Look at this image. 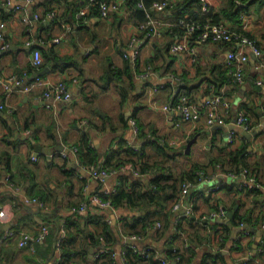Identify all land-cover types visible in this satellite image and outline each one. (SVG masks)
Here are the masks:
<instances>
[{
  "label": "crops",
  "instance_id": "obj_1",
  "mask_svg": "<svg viewBox=\"0 0 264 264\" xmlns=\"http://www.w3.org/2000/svg\"><path fill=\"white\" fill-rule=\"evenodd\" d=\"M76 1L36 0L30 6L32 15L49 9L58 12L55 20L44 25L37 19L25 24L21 15L14 11L6 15V34L11 45L8 51L0 53L1 77L20 74L32 64V49L25 43L30 35L42 38L38 41L40 45H46L45 36L49 35L48 44L54 43L59 54L71 56L76 63L85 61L81 67L72 65L64 70H55L52 64L43 67H49L46 78L65 79L73 92L70 100L56 103L52 108L46 106L41 87L29 92L16 89L7 93L0 84V206L5 205L10 213L0 228V264H57L61 258L58 244L61 248L66 236L68 241L73 236L76 238L67 244L74 258L70 264H108L109 256H100V260L96 257L101 250L102 254L110 255L109 264H127V245L143 259L139 264H146L150 257L154 261L152 264H163L162 258L170 264H201L207 253L219 252L222 255L214 262L208 259L209 264H232L250 250L251 264H255L253 257L264 261V229L261 228L264 222V67L256 66L255 56L239 42H234L235 46L248 54L243 63L244 78L240 82L230 81L227 74L225 53L232 42L197 43L195 60L186 54H171L167 48L180 35L179 29L177 32L175 26L169 25L175 20L174 15L170 11H154L158 22L156 33L142 46L133 80H130L126 73L116 70L125 66L122 47L136 31V16L126 13H115L110 18L89 15L80 25L68 28L64 24H75ZM209 1L213 13L229 2ZM233 1L238 13L235 17L223 15L221 20L236 33H250L251 36H247L264 52V3ZM73 10L74 15L71 14ZM60 34L62 40L53 42ZM110 68L114 70L107 82L101 76L105 77ZM144 72L149 73L146 79L137 78V74ZM171 74L179 81L171 80ZM258 78L262 83L256 81ZM128 82L133 89L122 103L120 87ZM179 82L200 108V117L194 121H186L178 109L162 108L172 102L180 89ZM154 87L156 90L152 92ZM218 93L229 102L230 114L226 116V123L208 125L203 101ZM4 102L13 105L15 110L11 112L7 105L1 107ZM238 110L247 114L251 130L245 131L232 123ZM132 115L145 131L140 140L143 150L140 156L126 150L135 138L129 125ZM230 134L232 142L228 141ZM193 136L196 138L187 149L186 143ZM176 138L183 141L173 146L171 141ZM37 144L45 146L41 152L36 150ZM73 145H78L79 150L69 158L59 152L60 148ZM49 148L54 152L52 156ZM95 152L94 163L111 172L101 179L92 176L93 165L85 160ZM35 154H38L37 160L33 159ZM140 159L169 170V180H174L178 191L165 207L168 219L164 218L165 210L152 213L153 220L146 232L137 231L141 223L135 227L131 224L133 216L143 212L128 206L105 208L88 199L95 191L117 187L125 178H140L145 187L151 189L150 179L158 169L156 166L146 169L141 176L122 170L123 166L141 162ZM120 160L127 164L115 168ZM220 162L222 164L218 165ZM191 169L203 175L204 180L195 181L186 194H179L185 178L182 174ZM245 170L254 174L263 186L245 190L246 187H239L237 176H225V173ZM9 175L12 178L8 179ZM124 183L129 185L130 181L124 180L121 185ZM211 183H221L220 188L212 198L201 196V188ZM28 196H38L48 206L42 208L28 203L25 201ZM14 199L17 206L13 207L11 201ZM83 201L88 203L86 211L71 212V206ZM174 203L179 206L173 208ZM218 205L233 215L237 212L235 222L227 215L209 221L199 220L200 215ZM125 216L130 222L124 225ZM106 220L121 235L116 244L104 240ZM239 220H243L251 232L240 240ZM156 221H160V226ZM62 222L66 224L64 236L59 233ZM44 224L50 227L44 240L29 241L24 246L19 244L23 232L36 235ZM129 239L133 242H128ZM174 247L177 253H172ZM142 251L148 254L142 256Z\"/></svg>",
  "mask_w": 264,
  "mask_h": 264
},
{
  "label": "built area",
  "instance_id": "obj_2",
  "mask_svg": "<svg viewBox=\"0 0 264 264\" xmlns=\"http://www.w3.org/2000/svg\"><path fill=\"white\" fill-rule=\"evenodd\" d=\"M36 0H0V51L3 49H8L11 43L7 40V20L1 16V10L3 7H8L11 11H14L21 15V20L25 24H32L33 20L37 19L41 23H49L55 20L58 16V12L55 9L47 10L44 13L35 12L33 15L30 10L31 4H33ZM178 0H150L149 3H146V0H138L137 6L143 11L144 18L142 20H138L135 24L136 31L131 35L127 43L122 47L123 57L130 61L134 71H136V64L139 58L141 48L146 43L148 39L151 38L152 35L156 33L157 30V20L153 16V12H166L170 11L176 4ZM96 9L98 16L100 18H110L115 13H128V5L126 4V0H84L83 5L75 14V24L68 23V25L64 24L65 26H69L68 28H73L72 26H78L82 23L84 17L89 15H96L93 13V10ZM213 11L211 9L210 1L209 0H199V6L194 9L193 12L186 11L181 16L176 18L173 22H169L170 26H176L179 28L181 32L179 36H176L172 42H170L168 46V51L176 56L179 54H186L192 60H195L196 51L195 46L197 43H205L210 41H231V42H239L244 44L249 48L252 54L257 59L256 66L264 67V52L262 49L257 45L256 41L243 34L236 33L232 30L230 25L224 20H214L213 18ZM63 20V19H61ZM65 21V20H63ZM62 35H57L53 38V42H60L62 40ZM39 38L35 35H30L25 40L27 46L32 49V65L36 68H40L43 65V54L38 43ZM248 54L241 48L229 46L225 53V64L227 67V74L228 78L232 82H240L244 78L243 72V63L247 61ZM30 71L25 69L20 74H12L7 77L0 76V84L3 85L4 90L7 93H11L12 91L19 89L21 91L29 92L35 88L41 87L43 97L45 99L46 106L52 108L56 103L61 101L70 100L73 97V92L69 84L65 79L59 78L56 80H52L46 78L45 76L34 74L30 76ZM149 73H142L140 77H146ZM171 80H175V75L171 74ZM139 78V75H137ZM258 83H262V80L258 78L256 80ZM156 87L151 88V91L154 92ZM177 93V92H176ZM5 105L8 106V109L13 112L15 107L11 104L6 102L1 104V107ZM203 113L205 115V120L208 125L213 123L223 124L226 123V116L230 114V107L228 101L223 97V94H212L208 96L203 101ZM164 109H178L183 118L187 121H194L200 117V108L198 105L193 101L189 95L185 91H181L178 93L176 98V102L174 104L167 103L163 106ZM262 115L264 116V110L262 111ZM232 123L238 124L241 128L245 131L251 130L250 121L248 119L247 114L243 110H238L235 112L233 116ZM129 124L134 132V136L139 135L140 126L138 123V119L136 116L132 115L129 117ZM234 130H231V134ZM228 137V141L232 142V136ZM182 140L179 139L178 142L173 141L174 143H180ZM134 145L133 148L137 152L138 155L143 154L142 145L140 140L133 141ZM78 151V146L73 145L68 149H61L59 152L66 158L73 153L75 154ZM54 152H50L49 155L52 156ZM33 159H38V154L33 156ZM122 170H128L133 172L134 174L141 176L143 175V171L135 166H123ZM109 170L107 168L100 167H93L91 168L92 176L101 179L107 176ZM203 175H201L202 177ZM225 176L231 178L233 176L238 177V182L240 186L246 187L245 190H251V188H260L263 184L256 178V176L252 173L245 171L232 174V173H225ZM10 175L7 177L10 179ZM200 180H204L202 178ZM14 184V183H13ZM193 185L188 180H184L179 188V194H186L189 191V188ZM221 183H211L205 189L204 187L201 188L199 194L201 196H206L209 192L217 191L220 188ZM116 190L115 188L112 189H103L93 192L90 197L88 198L90 203L93 202L94 204L114 209V204L111 199L112 193ZM237 190H243L242 188H238ZM25 201L32 204H37L40 207L44 208L48 206V203L38 196L32 197H25ZM12 206H17V200L11 201ZM173 208H177L179 203H174ZM88 207L87 201H83L80 204H76L71 206V212H81L86 211ZM189 211V209H187ZM0 213H3V216L0 217V228L2 227L3 223L9 219V211L5 205L0 206ZM226 209L221 205H218L217 208L212 209L207 214H202L199 217L200 221H209L215 218H225L226 216ZM156 225L160 226V221H156ZM240 233L242 235H238L239 240L242 237L246 238L248 235L251 234L248 225L240 221L239 222ZM66 224L62 222L59 226V233L64 236L66 233ZM261 228L264 229V222L261 223ZM61 231V232H60ZM50 232V227L47 224L42 225L39 232L36 235H30L28 233L23 232V237L19 241L21 246L26 245L29 241H40L44 240ZM136 238V235L132 236ZM241 237V238H240ZM60 251V246L58 244V248ZM149 249V248H147ZM149 251V250H148ZM151 251V250H150ZM104 252L101 250L96 254V257H99L101 253ZM177 248H172V253H177ZM142 256H146L144 251L141 252ZM252 256V251H248L245 256L241 257L238 261L234 262L233 264H251L250 258ZM255 260V264H262V262L257 258L253 257ZM163 264H170L166 261V259L162 258ZM73 264V263H72Z\"/></svg>",
  "mask_w": 264,
  "mask_h": 264
},
{
  "label": "trees",
  "instance_id": "obj_3",
  "mask_svg": "<svg viewBox=\"0 0 264 264\" xmlns=\"http://www.w3.org/2000/svg\"><path fill=\"white\" fill-rule=\"evenodd\" d=\"M83 1L84 0H77L76 1V7L74 8L75 11L80 9V7L83 5ZM137 1L138 0H126V4L128 5V8L131 12L130 16L133 15V17L136 16V18L138 20H142L144 18V13L137 6ZM228 1L229 2L227 3V5L223 6L219 12H217V13L214 12L212 14L214 20H221L223 15H226L227 17H231V16L235 17L236 16V14L238 13V9L234 8V1L233 0H228ZM257 1L259 2V5H263V3H264V0H257ZM149 2H150V0H146V3H149ZM198 6H199V0H178L176 2L175 6L170 10V12L172 13V15H174V19H176L186 11L193 12L194 9ZM239 8H241V7H239ZM74 10L71 13L72 15H74V13H75ZM221 10H222V13H221ZM10 13H11V10H9L7 8H2V17L4 19H6L7 18L6 15H10ZM93 13H96V15H98L96 9L93 10ZM42 25H44V23H42ZM178 29H179L178 27L175 28V30L177 32H178ZM245 34L246 35L248 34L249 36H251V34L248 33L247 31L245 32ZM8 39L9 38H7V40ZM50 39L51 38L49 35L45 36V40H47L46 45H40L41 50H42V54H43V60H44L43 65L40 68H36L32 64H30L28 67V71L33 73L34 71L40 70L41 68H43L47 64H52L53 69H55V70H64V69H66L72 65L78 66V67L82 66L83 61H85L84 59L82 60L81 63H76V62H74V58H72L71 56L59 54L55 48L54 43L48 44ZM225 42H231V41H225ZM230 46L236 47L234 42H232V44H230ZM113 70H114L113 68H110L107 71L106 76L105 77L101 76V79L106 78V81L108 82L109 79H111V73ZM133 71H134L133 66H132L131 62L128 60H126L124 68L116 70L117 73H122V72L126 73L127 76L130 78V80H133ZM42 76H45V74H42ZM178 87L180 89L178 90L177 93H175L174 98L172 100V103L176 101L178 93L181 91H184L183 90L184 87L182 86L181 82L178 83ZM120 89H121L122 103H123L124 101L127 100V98L129 97V94L131 93V89H133V88L131 86V83L128 82V83L123 84L120 87ZM138 123H139V121H138ZM139 126H140V139L139 140H141L145 131H144V127H142V124L139 123ZM86 141L88 142V137H87ZM78 150H79V146H78ZM126 150H128L130 152H133V151L136 152L134 150V148L131 147V145H128ZM93 153H94V150H93ZM96 158H97V153L94 155L92 154V157H90V158H85V160L86 161L88 160L90 163H92V165H93L92 168L93 167H100V165H97L94 163ZM140 160H141V162L139 161L140 163L138 162L139 164L137 163L134 166L139 168L141 171H146V169L152 168L154 166H156V168H158L154 172V176L150 179L151 189L146 188L145 184L141 181L140 178H125L124 180L130 181V184L128 185V184L124 183L123 185H121V183L124 180L122 182H120V184L117 185L116 190L112 193L111 199L113 201L114 206H116L117 208L128 206L131 210L143 212L142 215L133 216V218H132L133 221L131 222V224L135 227V226H137L138 223H141V229L137 230V231L138 232H146L147 227L150 226V223L153 220V218L151 217L152 213L155 214V212L157 213V212H161V211L165 210L164 218L166 220L168 219V217H167L168 213L166 212L165 207L167 206L169 200L171 198H173L178 191H177V187H176L174 180L173 181L169 180L170 176H171V172L169 170H162V167L158 163L148 164L146 161H144V159H140ZM221 162L217 163V164L221 165L222 164ZM126 164H124L123 160H120L117 162V164H115V168L121 167L122 165H126ZM102 168H106V167H102ZM182 176L185 177V178H183L184 180L186 179V180L190 181L191 183H194L195 181L199 180V178L201 177V175L198 173H195L193 169L188 170V171H184ZM184 180H182V182H184ZM182 182H181V184H182ZM154 188L157 191H155ZM227 188H229V186H227ZM237 217H238V214H237V212H235L234 215L232 216L233 222H235ZM124 218H125L123 220L124 225L127 224L128 222H130L127 216H125ZM55 232H56V235H54V237H55V239H57V231H55ZM103 236H104V240L107 241V243H109L111 245L116 244L120 240V237H121V235L116 231L115 228H113V225L108 220H106V222H105V231L103 233ZM66 237L64 238V240L62 242V247L60 249L61 258L57 262V264H70L71 262L74 261V258L71 254V251H69L70 249H68L67 244H68V242L70 243V242L75 241L76 238H75V236H73L68 241ZM102 244H104V242L99 244V245H102ZM125 254H126L125 257H126V263L127 264H137V263L139 264L141 262V260H143L140 255L136 254V252H134V250L129 247V245H127V247H126ZM104 255H107L110 257V255L107 253H105V254L101 253L100 256L102 257ZM218 255L221 256L222 252H219L217 254L207 253L205 258L202 260L201 264H209V262L216 261V257L217 258L219 257ZM100 256L98 257L99 260L101 259ZM109 257H108V260L106 261L108 264L111 262ZM208 259H209V262H208ZM153 262L154 261H152V258L150 257L146 264H152ZM101 264H103V262H101Z\"/></svg>",
  "mask_w": 264,
  "mask_h": 264
},
{
  "label": "water",
  "instance_id": "obj_4",
  "mask_svg": "<svg viewBox=\"0 0 264 264\" xmlns=\"http://www.w3.org/2000/svg\"><path fill=\"white\" fill-rule=\"evenodd\" d=\"M6 51H8V49L1 50L0 53H4V52H6ZM48 70H49V67H45V68H42L41 70L35 71L34 74L42 75V74H45ZM195 138H196V137L193 136L192 138H189V139H188V141H187V143H186V148H187V149L190 147L191 143L195 140ZM44 147H45V146H43L42 144H37V146H36V150H37L38 152H41V151L43 150ZM64 148H65V149H68V148H66V147H63V148H60V150H61V149H64ZM51 151H52L51 148H49V151H48V152H51ZM73 159H74V161H75V163H76V158L74 157ZM232 215H233V214H232L231 211H228V212H227V218H228V219H229L230 217H232ZM128 242L132 243L133 240H132V239H129Z\"/></svg>",
  "mask_w": 264,
  "mask_h": 264
},
{
  "label": "rangeland",
  "instance_id": "obj_5",
  "mask_svg": "<svg viewBox=\"0 0 264 264\" xmlns=\"http://www.w3.org/2000/svg\"><path fill=\"white\" fill-rule=\"evenodd\" d=\"M123 12L125 13V11H123ZM128 12H129V13H126V14H131L130 10H128ZM136 67H137V66H136ZM144 73H145V72H144ZM141 74H142V73H141ZM141 74H137V75H139V79H146V77L148 76V75H147L146 77H140ZM175 78H176L175 81L178 82V81H179L178 78H177L176 76H175ZM226 100H227V99H226ZM228 103H229V102H228ZM164 105H166V104H164ZM164 105H163V106H164ZM163 106H162V108H163ZM198 107H199V106H198ZM182 117H183V116H182ZM186 121H187V120H186ZM138 139H140V132H139V135L136 136V138H134L133 141H136V140H138ZM179 139H180V138H176L175 140H172V141H171V144H172L173 146H174L175 144L177 145V143H174V144H173V141L178 142ZM181 140L183 141V139H181ZM134 144H136V143H134V142L131 143V145H134ZM180 185H181V184H180ZM206 187H207V186H205L203 189H205ZM254 189H257V188H251V190H254ZM215 193H216L215 191H212V192H209L208 194H206V196H203V197H205V198H212L213 195H214ZM114 209H117V207L114 206ZM175 212H177V209L175 210ZM226 214H227V212H226ZM226 217H227V216H226ZM240 221H243V220H239L237 224H239ZM239 259H240V258H239ZM239 259L235 260L234 262L238 261ZM260 261H261V260H260ZM234 262H233V263H234ZM261 262H262V264H264V261H261ZM233 263H232V264H233Z\"/></svg>",
  "mask_w": 264,
  "mask_h": 264
},
{
  "label": "clouds",
  "instance_id": "obj_6",
  "mask_svg": "<svg viewBox=\"0 0 264 264\" xmlns=\"http://www.w3.org/2000/svg\"><path fill=\"white\" fill-rule=\"evenodd\" d=\"M3 216V213H0V217H2Z\"/></svg>",
  "mask_w": 264,
  "mask_h": 264
}]
</instances>
